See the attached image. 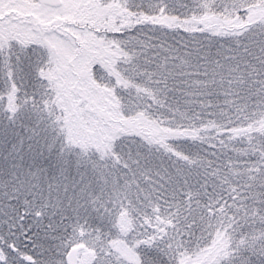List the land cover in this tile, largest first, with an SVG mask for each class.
Here are the masks:
<instances>
[{"label":"trees","instance_id":"obj_1","mask_svg":"<svg viewBox=\"0 0 264 264\" xmlns=\"http://www.w3.org/2000/svg\"><path fill=\"white\" fill-rule=\"evenodd\" d=\"M204 4L117 0L109 15L90 24L105 44L89 49L72 38L77 53L66 73L75 77L72 86L62 87L52 56L36 70H22L34 82L29 88L8 75L16 93L0 96V264H64L62 252L33 253L32 241L47 244L50 233L35 236L19 226L29 217L61 224L65 239L55 242H72L77 256L91 247L98 257L110 242H124L144 264H264V0L231 11ZM139 27L147 37L178 32L168 46L177 63L166 58L135 76V57L118 44ZM87 58L97 63L88 65ZM113 69L129 79H107ZM91 76L106 95L123 89L109 114L99 103L111 98L96 109L61 95V89L82 92ZM75 156L93 161L105 176L139 166L129 197L98 202L100 222L71 212L54 218L41 207L51 204L46 192L44 199L40 191L31 194L36 209L13 194L20 187L15 181L43 186L39 180L52 177V164ZM124 180L118 187L125 190L130 178ZM100 229L106 234L94 247L85 234Z\"/></svg>","mask_w":264,"mask_h":264},{"label":"rangeland","instance_id":"obj_2","mask_svg":"<svg viewBox=\"0 0 264 264\" xmlns=\"http://www.w3.org/2000/svg\"><path fill=\"white\" fill-rule=\"evenodd\" d=\"M187 1H189V3L193 2L194 4V0ZM260 1L263 0H204V7L208 9L212 6H222L227 11H231L239 5L253 4ZM134 3H137V6L140 5L138 2H133V4ZM125 4H127V2ZM114 6H117V0H62V6L59 8L41 6L38 4L37 0H0V36L1 34H6L11 37L9 41L7 38L4 40L0 37V96L8 94L11 97L12 93H16L14 88L10 89V86L6 84L9 74L13 75L14 78H12V80L18 78L21 80L20 82L23 84V87L26 88V86H28L27 88H29L34 82L31 80L29 83V71L27 76L22 70H24V68H28L29 70L33 68L36 70L37 67H42L47 59L49 61L51 56L55 59V66L59 71V77H63L64 75V79L66 80V82L64 80L62 87L66 88L67 86H72L75 77L66 73L69 70L71 59L74 54L77 53V47L73 39H77L80 43H86L89 49L93 47V44H95V47H100L102 44H105L103 40L96 36L90 24H92L93 20H96L98 16L103 18V16L109 15V11ZM132 9L129 10L132 11ZM17 14L21 19L16 21L15 15ZM110 18L109 21L111 20ZM125 24L126 22H124V25ZM142 24L144 25V22ZM154 32L158 31L154 30ZM159 33H161V31ZM177 33L176 31H172L173 36L163 33L162 35L155 34V36L150 34L147 37L143 28L139 27L136 34H132V36H128L125 40L120 41L118 46L126 55L129 52L135 57L133 59L137 66V73L135 76L138 77L142 75L141 71L147 68L148 71L153 63L163 60L166 61V58H171L177 63V59L174 58L175 54L172 52L173 49L168 48L170 43H176L174 39L178 37L176 36ZM149 37L153 40L149 39ZM132 47H134V49L130 51ZM136 51L137 54H135ZM97 52L92 53L95 54ZM169 54L171 55L169 56ZM97 58L100 59L99 54ZM122 58L126 61L128 60L126 56ZM123 59H121V64L120 62L117 64L124 66L126 62H124ZM86 63L88 65H93L97 62H95L93 58H87ZM98 65L103 66V61H99ZM106 66L108 67L109 65ZM116 74H121L120 77H122V80L125 82L129 79L127 73H124V71L115 73L114 69L111 75L107 74V79L117 77ZM156 75L157 74H154V76ZM84 76L87 77V74H84ZM93 78L94 76L89 78L90 80L88 81H90L91 84L86 86L82 92L79 89L75 91L74 88L71 89V91H69V89L60 88L61 95L69 98L74 97L76 99V104L86 102V99L93 108L99 109L100 107V110H104L103 112L105 114H109L113 109L111 101H119V95L122 94L123 89H117L116 91L108 89L106 90V92H108L106 95L105 92L99 91L94 86ZM31 91L39 92V88ZM79 92L81 94H79ZM103 97L111 99L104 104L99 103L98 107L97 103L103 99ZM76 107H78V105H75V108ZM52 166L55 169V171L53 169L52 177L47 180L45 176H41L43 181L39 180L43 186L37 185L35 181H32V183L29 181L27 186L25 182L22 183V181L14 180L20 184V187L17 185L18 190L15 193L13 190L15 197L22 198L28 208L36 205L34 202L37 197L31 194H36V191H40V193H38L39 196H43V199L48 196L50 198L45 201L51 202V204L47 203L48 206H44L42 202V209L45 212L47 210L54 218H61L66 215V212H71L76 218L78 217V219L79 217L87 218L85 217L87 215L99 222L100 217H102V215L104 216V214H99L101 210L98 209V202H114V200L123 197L125 194L129 197L131 194V185L137 179L136 176L139 172V166L134 165L136 168L134 173L127 168H120L118 172L115 169L110 171L107 175L109 177H107L104 174L102 175V172L97 171V169L95 170L96 165L93 161L83 160L78 158V156L73 157L71 160L59 159L52 164ZM103 177H105V179H103ZM127 178H130V180H128V185L125 187V190L119 188L118 185L120 181L123 179L126 180ZM87 184H90L91 189L87 188L89 187ZM42 192H46L47 196ZM32 208L36 209V206ZM85 211H87L88 214H85ZM41 216H43V214H41ZM50 223L56 224V221L48 218L45 222H33L32 217H29L23 223H19V226L23 229L27 228L26 230L32 232L35 236L42 234L44 236L50 233L46 239V241L48 240L46 242L47 244L34 241L33 239L36 238L35 236H32V239L30 238L33 240V253H37L39 256L42 252L49 254L54 253L55 255H58V253L61 254L62 252L64 257L62 262L64 260L65 264L66 258L70 253L69 247L72 242H65L67 244L64 245V247L61 245L58 246L55 242L57 238L59 237L60 240L65 239L59 231L64 230V227L61 226V224L56 226ZM101 224H103L101 226L108 228V223L105 219L101 221ZM57 227L58 230H56ZM103 234L106 233L100 229V231L97 230L96 232L89 230L85 235L88 237L93 236L92 241H94L95 247L96 243L100 242ZM20 245L18 246L21 248ZM108 250L109 252L107 251L105 253L101 251L97 257V249L94 248L93 250L90 247L86 251L79 253L78 264H119L120 262H123V264H144L139 252L132 251L129 253L128 247L124 242H120L119 244L110 242ZM111 251L113 253H111ZM114 254H116V256H114Z\"/></svg>","mask_w":264,"mask_h":264},{"label":"water","instance_id":"obj_3","mask_svg":"<svg viewBox=\"0 0 264 264\" xmlns=\"http://www.w3.org/2000/svg\"><path fill=\"white\" fill-rule=\"evenodd\" d=\"M38 3L43 6H48L51 8H59L62 6L61 0H38ZM67 264H78V259L76 253L72 252L67 257Z\"/></svg>","mask_w":264,"mask_h":264},{"label":"flooded vegetation","instance_id":"obj_4","mask_svg":"<svg viewBox=\"0 0 264 264\" xmlns=\"http://www.w3.org/2000/svg\"><path fill=\"white\" fill-rule=\"evenodd\" d=\"M1 20V19H0Z\"/></svg>","mask_w":264,"mask_h":264}]
</instances>
